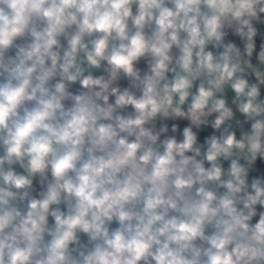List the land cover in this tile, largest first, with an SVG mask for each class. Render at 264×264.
Instances as JSON below:
<instances>
[{"label":"clouds","instance_id":"9594fccd","mask_svg":"<svg viewBox=\"0 0 264 264\" xmlns=\"http://www.w3.org/2000/svg\"><path fill=\"white\" fill-rule=\"evenodd\" d=\"M0 264H264V0H0Z\"/></svg>","mask_w":264,"mask_h":264}]
</instances>
